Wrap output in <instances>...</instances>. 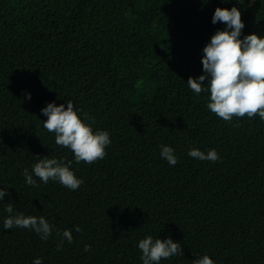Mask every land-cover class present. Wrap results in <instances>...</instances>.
I'll use <instances>...</instances> for the list:
<instances>
[{
  "label": "trees",
  "instance_id": "trees-1",
  "mask_svg": "<svg viewBox=\"0 0 264 264\" xmlns=\"http://www.w3.org/2000/svg\"><path fill=\"white\" fill-rule=\"evenodd\" d=\"M218 7L240 10V39L264 37V0H0V84L15 75L0 89V130L14 135L9 146L0 138V190L9 193L0 264H143L138 243L148 235L182 246L160 264L204 255L264 264V121H223L207 109L210 93L187 85L204 75L203 48L226 28L211 22ZM69 100L94 132H109L104 159L77 164L44 129L41 110ZM161 145L174 149L175 166ZM193 148L220 159L191 158ZM45 156L72 161L84 183L71 191L34 176L37 186L26 185L24 169L32 174ZM7 203L13 215L43 216L49 239L4 230ZM69 229L74 241L58 251L57 232Z\"/></svg>",
  "mask_w": 264,
  "mask_h": 264
},
{
  "label": "clouds",
  "instance_id": "clouds-1",
  "mask_svg": "<svg viewBox=\"0 0 264 264\" xmlns=\"http://www.w3.org/2000/svg\"><path fill=\"white\" fill-rule=\"evenodd\" d=\"M211 22L213 25L222 23L226 28L217 30L210 43L203 48L201 63L204 75L198 79L189 77L188 87L197 95L209 92L207 109L223 121L231 123L234 118L251 119L256 116L264 121V37L251 34L240 39L245 25L237 7L230 10L216 8ZM14 79L15 75H9L0 84V89H11ZM205 85L207 87H204ZM27 98L31 99L30 94ZM41 113L47 117L43 122L44 129L55 134V143L58 146L67 148L74 154L75 163L93 164L105 158L106 148L111 144L109 132H94L90 124L85 123L74 110L71 100L67 102L66 108L64 104L56 106L55 103H49ZM85 119L91 118L85 116ZM13 136L4 129L0 130L1 143L4 146L13 144ZM160 155L170 166L178 163L174 149L169 146L161 145ZM188 155L199 161L213 163L220 159L215 149L205 153L193 148L189 150ZM71 164L72 161L64 162L45 156L33 165L32 174L25 168L22 175L29 186H37V179L33 178L35 176L44 184L49 180L58 181L69 190L76 191L84 181L78 179L70 170ZM7 195L9 193L6 188L0 190V200ZM5 210L9 215L3 222L4 230L30 229L39 235L42 241H47L52 235L53 226L43 216H25L23 213L13 215V203H7ZM75 231L79 233L82 229L77 226ZM57 235L60 237L58 251L62 250L65 241L69 244L74 241L70 229L58 231ZM138 248L142 252L140 259L143 264H160L162 260L184 254L179 242H174L171 238L154 240L151 235L141 239ZM90 250L91 245L84 246L85 252ZM33 264H42V258H34ZM192 264H214V261L204 255L194 259Z\"/></svg>",
  "mask_w": 264,
  "mask_h": 264
},
{
  "label": "bare ground",
  "instance_id": "bare-ground-1",
  "mask_svg": "<svg viewBox=\"0 0 264 264\" xmlns=\"http://www.w3.org/2000/svg\"><path fill=\"white\" fill-rule=\"evenodd\" d=\"M85 9V8H84ZM203 58V57H202Z\"/></svg>",
  "mask_w": 264,
  "mask_h": 264
}]
</instances>
